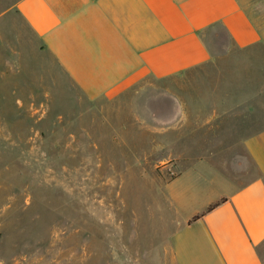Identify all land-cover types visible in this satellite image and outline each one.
<instances>
[{
	"label": "crops",
	"instance_id": "1",
	"mask_svg": "<svg viewBox=\"0 0 264 264\" xmlns=\"http://www.w3.org/2000/svg\"><path fill=\"white\" fill-rule=\"evenodd\" d=\"M3 58L35 71L38 92L72 86L91 100L198 67L229 77L200 86L214 160L194 170L218 173L166 185L167 259L149 264H264V0H0Z\"/></svg>",
	"mask_w": 264,
	"mask_h": 264
},
{
	"label": "rangeland",
	"instance_id": "2",
	"mask_svg": "<svg viewBox=\"0 0 264 264\" xmlns=\"http://www.w3.org/2000/svg\"><path fill=\"white\" fill-rule=\"evenodd\" d=\"M0 65V264L166 261L165 187L214 160L200 86L229 77L198 67L91 100L72 86L38 92L35 71ZM200 168L179 184H200Z\"/></svg>",
	"mask_w": 264,
	"mask_h": 264
}]
</instances>
